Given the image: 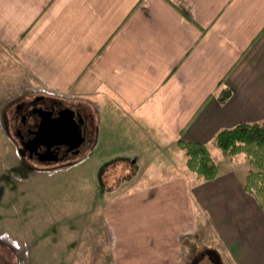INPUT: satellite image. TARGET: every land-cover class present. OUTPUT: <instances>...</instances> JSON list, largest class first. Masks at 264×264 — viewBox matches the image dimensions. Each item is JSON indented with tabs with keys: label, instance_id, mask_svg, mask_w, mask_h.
<instances>
[{
	"label": "crops",
	"instance_id": "obj_1",
	"mask_svg": "<svg viewBox=\"0 0 264 264\" xmlns=\"http://www.w3.org/2000/svg\"><path fill=\"white\" fill-rule=\"evenodd\" d=\"M0 48L2 96L11 60L95 115L85 156L118 182L103 187L113 264H264L246 159L216 144L264 119V0H0ZM180 139L208 144L216 177L188 168Z\"/></svg>",
	"mask_w": 264,
	"mask_h": 264
},
{
	"label": "rangeland",
	"instance_id": "obj_2",
	"mask_svg": "<svg viewBox=\"0 0 264 264\" xmlns=\"http://www.w3.org/2000/svg\"><path fill=\"white\" fill-rule=\"evenodd\" d=\"M8 66L0 94V264H113L103 216L112 193L103 187L117 188L116 176L98 175V153L86 157L87 148L53 163L19 151L8 114L12 121L16 103L46 93L28 85L14 61ZM221 151L242 156L249 167L244 152Z\"/></svg>",
	"mask_w": 264,
	"mask_h": 264
},
{
	"label": "trees",
	"instance_id": "obj_3",
	"mask_svg": "<svg viewBox=\"0 0 264 264\" xmlns=\"http://www.w3.org/2000/svg\"><path fill=\"white\" fill-rule=\"evenodd\" d=\"M232 90L224 87L219 99L225 101ZM178 144L185 150L188 168L204 179H212L219 173V163L208 144L180 139ZM216 144L229 154L244 152L249 169L244 179V188L253 194L264 208V119L260 122H241L221 129L216 135Z\"/></svg>",
	"mask_w": 264,
	"mask_h": 264
},
{
	"label": "flooded vegetation",
	"instance_id": "obj_4",
	"mask_svg": "<svg viewBox=\"0 0 264 264\" xmlns=\"http://www.w3.org/2000/svg\"><path fill=\"white\" fill-rule=\"evenodd\" d=\"M66 106L73 107L76 111V118L79 120L83 116L85 121L82 124L85 141L82 142L78 150L70 149L69 144H55L53 152L46 153L45 146L36 147L33 142L36 137V131L39 129L43 118L48 121L55 120L59 111ZM13 120L8 114V129L12 128V140H16V145L23 155L38 160L43 163L61 162L71 158L74 155L81 154L85 149L93 144L96 134L95 117L80 106L68 104L56 97L38 93L35 97L23 99L16 103ZM10 119V120H9Z\"/></svg>",
	"mask_w": 264,
	"mask_h": 264
},
{
	"label": "water",
	"instance_id": "obj_5",
	"mask_svg": "<svg viewBox=\"0 0 264 264\" xmlns=\"http://www.w3.org/2000/svg\"><path fill=\"white\" fill-rule=\"evenodd\" d=\"M76 114L77 111L73 107L66 106L59 111L55 120L48 121L47 117L43 118L33 140L36 147L45 146L44 154L53 152L52 147L61 143L69 144L70 149L78 150L82 142L85 141L82 128L85 119L80 116L78 120Z\"/></svg>",
	"mask_w": 264,
	"mask_h": 264
}]
</instances>
